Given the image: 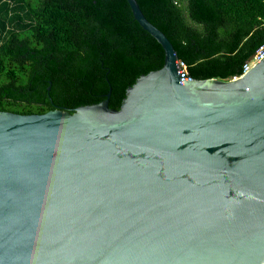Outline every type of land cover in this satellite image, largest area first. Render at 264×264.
<instances>
[{"label": "water", "instance_id": "water-1", "mask_svg": "<svg viewBox=\"0 0 264 264\" xmlns=\"http://www.w3.org/2000/svg\"><path fill=\"white\" fill-rule=\"evenodd\" d=\"M126 2L163 62L117 108L0 111V264H264V56L181 73Z\"/></svg>", "mask_w": 264, "mask_h": 264}, {"label": "trees", "instance_id": "trees-1", "mask_svg": "<svg viewBox=\"0 0 264 264\" xmlns=\"http://www.w3.org/2000/svg\"><path fill=\"white\" fill-rule=\"evenodd\" d=\"M136 2L191 75L237 76L264 41V0ZM162 62L126 0H0V111H71L108 90L117 108L126 85Z\"/></svg>", "mask_w": 264, "mask_h": 264}, {"label": "built area", "instance_id": "built-area-1", "mask_svg": "<svg viewBox=\"0 0 264 264\" xmlns=\"http://www.w3.org/2000/svg\"><path fill=\"white\" fill-rule=\"evenodd\" d=\"M264 56V41L261 42L253 51V53L241 64V71L237 76H232V78L238 77L246 72L254 63L260 60ZM177 65V71L181 73H187L186 64L181 59H175Z\"/></svg>", "mask_w": 264, "mask_h": 264}]
</instances>
